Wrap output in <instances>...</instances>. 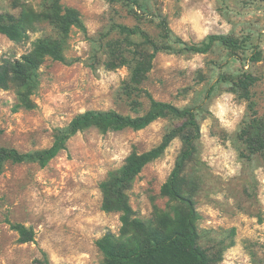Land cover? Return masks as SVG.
Segmentation results:
<instances>
[{
  "label": "rangeland",
  "instance_id": "obj_1",
  "mask_svg": "<svg viewBox=\"0 0 264 264\" xmlns=\"http://www.w3.org/2000/svg\"><path fill=\"white\" fill-rule=\"evenodd\" d=\"M137 7L107 0H60L75 9L86 32L72 28L61 63L49 58L38 69V87L30 96L32 109L14 106L12 89H0V146L19 152L49 147L57 129L87 110H113L136 117L149 108V96L178 108L202 105L197 111L201 137L195 158L184 171L185 190L192 194L199 214V246L215 264H264V151L250 154L238 139L250 116L249 101L228 82L244 69L257 78L250 101L264 116V0H140ZM20 4L38 10L41 0H0V13H19ZM190 45L209 35H227L258 45L262 58L249 63L230 56L216 44L207 54L158 52L144 81L130 83L127 65L109 68L110 51L126 39L119 26L139 28L156 44L162 40L160 21ZM55 30L42 24L29 40L15 44L0 34V59H19L31 43ZM127 42V41H126ZM151 52L149 47H146ZM118 53V49H115ZM127 58H131L129 54ZM214 87L204 101L210 87ZM149 95V96H148ZM173 117L160 118L146 128L102 134L88 129L72 137L45 167L35 162L5 163L0 167V264H103L95 241L107 232L117 234L119 215L101 210L99 184L120 168L132 152L156 147L163 136L180 125ZM182 149L175 138L163 155L147 164L128 192L136 215L149 218L154 207L168 201L160 187ZM8 222L34 232V241L19 243Z\"/></svg>",
  "mask_w": 264,
  "mask_h": 264
},
{
  "label": "trees",
  "instance_id": "obj_2",
  "mask_svg": "<svg viewBox=\"0 0 264 264\" xmlns=\"http://www.w3.org/2000/svg\"><path fill=\"white\" fill-rule=\"evenodd\" d=\"M111 3H123L146 11L140 0H107ZM19 13H0V34L15 44L29 40V33L36 31L42 24L51 26L56 36H43L31 43V49L19 59H0V89H12L18 100L14 109H32L35 106L30 96L38 87V69L44 59L64 63L65 41L72 28L85 33L86 28L79 13L64 7L60 0H41L38 10L20 4ZM162 40L156 44L139 28L119 26L121 33L130 38H140L141 43L126 39L110 51L111 59L107 66L116 68L127 65L130 68V83L140 85L150 71L155 55L160 51L174 53L176 45L179 50L192 54H207L214 45L225 48L237 61L239 53H246V61L259 62L262 58L259 46L247 40H239L227 35H209L197 45L185 43L174 36L165 19L160 21ZM146 47L151 49L148 52ZM118 49V53L115 49ZM131 58H127L128 55ZM245 62L242 61V67ZM219 81L228 82L242 98L249 101L250 116L243 123L238 139L250 154L264 151V116L259 117L250 101V88L257 78L242 70L235 79L227 80L219 76ZM214 87H210L203 99L206 101ZM149 96V95H148ZM149 98L148 111L140 116L131 117L116 111L87 110L75 115L66 127L56 130L51 145L45 149L22 153L15 148L0 146V167L5 163L35 162L45 167L61 151L66 150L67 142L76 134L88 129H96L102 134L120 132L126 129L139 131L156 120L173 117L181 123L165 134L161 142L148 151H132L117 170L108 173L99 184L101 193L100 208L105 213L119 215L120 228L117 234L107 232L95 241L96 248L103 256V264H215L208 254L199 246L196 210L192 194L186 192V180L183 176L187 164L195 158L196 143L201 137L197 111L202 105L178 108L171 103ZM180 138L182 149L176 158L173 169L160 187V196L166 198L165 209L154 207L152 215L142 219L136 215L129 204L128 192L143 168L159 159L175 138ZM19 238V243L34 241L32 229L20 223L8 222ZM38 264H49L46 257Z\"/></svg>",
  "mask_w": 264,
  "mask_h": 264
}]
</instances>
